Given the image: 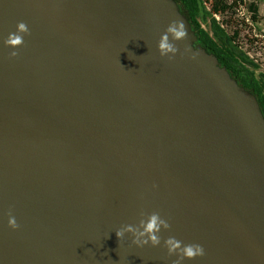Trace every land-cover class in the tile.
<instances>
[{"label": "water", "instance_id": "water-1", "mask_svg": "<svg viewBox=\"0 0 264 264\" xmlns=\"http://www.w3.org/2000/svg\"><path fill=\"white\" fill-rule=\"evenodd\" d=\"M141 212L160 246L119 241ZM170 236L204 248L183 264H264L258 97L177 0H0V264H173Z\"/></svg>", "mask_w": 264, "mask_h": 264}, {"label": "trees", "instance_id": "trees-1", "mask_svg": "<svg viewBox=\"0 0 264 264\" xmlns=\"http://www.w3.org/2000/svg\"><path fill=\"white\" fill-rule=\"evenodd\" d=\"M182 12L185 13L192 25L194 26L202 45L208 52L216 55L220 54V51L226 56L228 63L226 65H233L232 72L236 74V79L241 86L246 87L249 91H252L260 101L261 107L264 111V73H258L259 65L250 62L248 53L243 54L237 47V40L240 38L241 31L236 30L235 34H228L223 36L222 34L215 32L212 35L208 29L204 27L205 23H208L210 15H229L232 11L242 8L247 9L248 13H251V19L253 22H260L259 13L260 6L256 2H248L246 0H177ZM209 4V5H208ZM243 6V7H242ZM227 24L237 23V19L233 17L225 19ZM239 22V21H238ZM241 23V22H240ZM242 24H247L246 19ZM224 25V24H223ZM222 28V26H219ZM218 49L220 51H218ZM225 66V64H223ZM233 75V74H232ZM234 77V76H233Z\"/></svg>", "mask_w": 264, "mask_h": 264}, {"label": "clouds", "instance_id": "clouds-1", "mask_svg": "<svg viewBox=\"0 0 264 264\" xmlns=\"http://www.w3.org/2000/svg\"><path fill=\"white\" fill-rule=\"evenodd\" d=\"M25 35H30V30L27 24L22 21L18 22L17 31L9 34L8 38L5 40V44L12 48L21 47L24 44ZM187 38L188 33L184 23L179 20L172 21L162 34L159 41L158 48L160 54L162 56H168L171 53L172 56H175V54L179 52V48L172 41H182ZM10 55L16 57L19 53L13 51ZM140 215L142 218L138 225H125L116 231L119 241L123 240L126 233H130L133 237L132 243L137 246L143 247L149 243L153 247L160 246L162 237L159 233L162 229H170L171 224L168 220L162 218L159 212H152L150 214L141 212ZM9 226L13 229L19 228V224L11 211L9 212ZM164 245L168 250V256H177V259L173 261V264H183V261L186 258L195 259L196 257L205 254L202 245L195 243L184 244L183 241L172 236L164 240Z\"/></svg>", "mask_w": 264, "mask_h": 264}, {"label": "rangeland", "instance_id": "rangeland-1", "mask_svg": "<svg viewBox=\"0 0 264 264\" xmlns=\"http://www.w3.org/2000/svg\"><path fill=\"white\" fill-rule=\"evenodd\" d=\"M248 2H256L260 6V22H255L254 24H242L243 15L247 16V9L237 12L236 10L232 11L229 15H220V19L215 16L210 15L207 20L208 23H205L204 27L208 29L210 33L218 32L223 36L230 34H235L236 30L241 31L240 38L237 40V47L239 51H242L243 54L248 53L250 57L251 66L255 67L253 63L259 65L258 73H264V0H246ZM209 5V4H208ZM237 19V23L227 24L225 19ZM241 22V23H240ZM224 24V25H223ZM222 26V28H219Z\"/></svg>", "mask_w": 264, "mask_h": 264}, {"label": "flooded vegetation", "instance_id": "flooded-vegetation-1", "mask_svg": "<svg viewBox=\"0 0 264 264\" xmlns=\"http://www.w3.org/2000/svg\"><path fill=\"white\" fill-rule=\"evenodd\" d=\"M211 34L214 35V33H211ZM218 51H220V50L218 49ZM217 56H218L219 60H220L223 64H225V66H226L229 70H231V72H232V66H233V65H226V63H228V61H227V59H226V56H225L221 51H220V54L217 55ZM231 74H233L232 76H234V78H237L235 73H231Z\"/></svg>", "mask_w": 264, "mask_h": 264}, {"label": "built area", "instance_id": "built-area-1", "mask_svg": "<svg viewBox=\"0 0 264 264\" xmlns=\"http://www.w3.org/2000/svg\"><path fill=\"white\" fill-rule=\"evenodd\" d=\"M242 7H243V6H242ZM243 9H245V8H243ZM237 12H238V13L241 12V9H238ZM241 13H242V12H241ZM214 16H215L216 18L220 19V15L215 14ZM251 17H252L251 13H248L247 16L243 15V19H246V21H247L248 24H254V22H253V20L251 19Z\"/></svg>", "mask_w": 264, "mask_h": 264}]
</instances>
